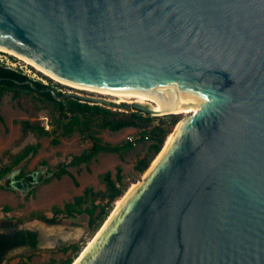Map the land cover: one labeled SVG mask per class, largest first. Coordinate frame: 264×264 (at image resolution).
<instances>
[{
	"label": "water",
	"instance_id": "95a60500",
	"mask_svg": "<svg viewBox=\"0 0 264 264\" xmlns=\"http://www.w3.org/2000/svg\"><path fill=\"white\" fill-rule=\"evenodd\" d=\"M0 46L161 107L13 78L58 100L200 106L73 264H264V0H0ZM24 166L0 182L24 191L49 170L12 176Z\"/></svg>",
	"mask_w": 264,
	"mask_h": 264
},
{
	"label": "rangeland",
	"instance_id": "374dc122",
	"mask_svg": "<svg viewBox=\"0 0 264 264\" xmlns=\"http://www.w3.org/2000/svg\"><path fill=\"white\" fill-rule=\"evenodd\" d=\"M8 54V56H11V53L8 52ZM10 58L15 60V57ZM18 60H20V58H18ZM22 64H25L24 60H22ZM18 66V68H21L20 63ZM28 67L32 68L30 73L35 76L34 78H37L34 79L31 77L32 79L41 81L47 80L48 83L51 86H55L58 91H75L94 96L107 97V95L98 92L80 89L57 81L43 71H39L35 66L29 65ZM21 96L22 105L18 102L17 98L14 97L13 91H7L4 94L0 108L2 114L6 118L8 130H6L5 125L0 120V154L6 149H10L13 153H16L27 143L39 142L41 144L39 151L26 160L24 168L31 172L40 167L48 166L49 170L46 171V175H44L46 176L45 178L27 191L11 188L9 186H2V184H6V180L0 184V231L4 230L2 225L4 220L9 216L22 217L37 210H42L49 216H52V208L55 204L63 205L66 201L73 199L75 195L82 194L87 186H93L95 189L104 188L105 183L102 179V173L107 170L116 172L118 164L123 165L128 178H134L138 175L135 169V163L137 158L146 150L148 141H136L134 147L127 150L123 156L115 151H101L90 162L76 164L70 162L74 156L82 154L93 146V140L89 134L92 131L98 136H101L105 142L116 144L123 143L133 136H139L140 129L136 127H126L115 131L109 128H101L94 122L91 128L88 129L82 126L72 133L57 131L51 135L42 137L30 133L20 142L19 139L22 135V128L21 124L15 121L17 119L39 118L48 127H51V125H49L50 109L42 107L43 102L39 100V94L22 90ZM107 98L114 100L111 96ZM110 108L124 111L135 110L134 107H130L126 110L119 107ZM177 114H179L180 120L185 116L182 113ZM162 116H165V114ZM56 137L59 138V142L57 143L53 141ZM5 161L9 162V157H7ZM63 164L67 165L75 174L78 182H76L74 177L70 174H65L61 178L54 175L53 170ZM7 206L9 209L6 211ZM18 227L36 230L39 235V243L37 247L27 244L11 249L6 255L3 262L4 264H58L62 259L74 255L72 249L64 251L62 249L64 245L78 242L83 246L84 250L98 233L94 234L92 232L89 226V218L85 213L77 217L62 216L58 222L54 224L41 218L26 219L20 222Z\"/></svg>",
	"mask_w": 264,
	"mask_h": 264
},
{
	"label": "trees",
	"instance_id": "16d2710c",
	"mask_svg": "<svg viewBox=\"0 0 264 264\" xmlns=\"http://www.w3.org/2000/svg\"><path fill=\"white\" fill-rule=\"evenodd\" d=\"M0 106L3 101L4 94L7 91H13L14 97L22 105L21 91L27 90L31 93H38L39 100L42 101V107L50 109V121L48 127L41 119H17L16 122L21 124L22 135L19 139L22 142L30 133L37 136L51 135L57 131L62 133H72L82 126L91 128L96 122L101 128H109L111 130H121L126 127H136L140 129V135L136 139H127L123 143L113 144L105 142L101 136L93 131L90 137L93 140V146L84 151L80 155L74 156L70 163L90 162L101 151H115L122 156L124 153L134 147L136 141H148L147 148L142 155L137 158L135 169L138 173L134 178H128L122 164H118L116 172L107 170L102 173V179L105 187L95 189L93 186H87L82 194H77L73 199L66 201L63 205L55 204L52 208L53 215L49 216L42 210L32 211L26 216L14 217L9 216L4 220V230L0 231V264H4L7 253L21 245H31L37 247L39 243V235L36 230L19 228L20 222L26 219L41 218L51 224L57 223L62 216L77 217L80 214H87L89 218V226L92 232L96 234L109 218L115 209V203L119 198L124 196L132 183L141 179L142 174L150 167L154 159L162 150L168 135L173 131L175 125L179 122L180 116L177 113H169L162 115H153L140 110L124 111L114 110L102 104H95L82 101L79 98L68 97L65 100L56 99L51 91L35 90L31 84H19L13 78L19 80H27L31 77L22 71L7 67L0 64ZM37 85L44 89L50 84H46L41 80H35ZM62 95L63 92L59 91ZM0 120L8 130L5 116L0 108ZM55 143L59 142V138L53 139ZM41 144L27 143L19 152L13 153L10 149L4 150L0 154V180L8 173L12 172L21 163L26 162L28 158L35 155ZM9 157L10 161L5 159ZM56 177L61 178L65 174H70L77 181L75 174L63 164L53 170ZM3 182H0L2 184ZM8 187L6 184H2ZM9 209L7 206L6 211ZM64 251L72 249L74 255L62 259L58 264H73L76 258L83 251V246L78 242L66 244L62 247Z\"/></svg>",
	"mask_w": 264,
	"mask_h": 264
},
{
	"label": "bare ground",
	"instance_id": "6f19581e",
	"mask_svg": "<svg viewBox=\"0 0 264 264\" xmlns=\"http://www.w3.org/2000/svg\"><path fill=\"white\" fill-rule=\"evenodd\" d=\"M0 50H3V51H6V52H9L13 55H16L24 60H26V62H28L29 64H32L33 66H35L38 70L40 71H43L45 74L49 75L50 77L56 79L57 81H60V82H63L65 84H69V85H72L74 87H77V88H80V89H85V90H89V91H93V92H98L100 94H104V95H107L108 96H111V98H113L115 101L117 102H123V101H127V102H134V101H139V102H143V103H146V104H150L152 106H155L157 108V110L161 107V104L158 100L152 98V97H149L147 95H144L142 93H138V92H133V91H114V90H109V89H103V88H97V87H91V86H85V85H80V84H76V83H73V82H70V81H67L65 79H62L58 76H56L55 74L49 72L48 70H46L45 68L41 67L39 64H37L36 62L32 61L31 59L11 50V49H8V48H4V47H1L0 46ZM200 109V106L198 107H193V106H190V107H178V108H173L171 110H164V111H159V114H166V113H169V112H174V113H182L184 115H188V114H191V113H194L196 111H198ZM179 124V123H178ZM177 124V126H178ZM177 126L175 127V129L168 135L167 137V140L162 148V150L159 152V154L157 155V157L154 159V161L152 162V165L156 162V160L160 157V155L163 153V151L165 150V148L167 147L168 143L170 142V140L172 139V137L175 135L176 133V129H177ZM151 165V167H152ZM149 167L146 171V173L148 172V170L151 168ZM145 173V174H146ZM138 183H133L131 186H130V189L126 192V194L124 196H122L121 198H119L117 200V203H116V207L115 209L113 210V212L111 213V215L109 216V219L106 221V223L110 220V218L113 216V214L116 212V210L118 209V207L120 206V204L123 202V200L126 198V196L129 194V192L132 191V189L137 185ZM104 228V227H102ZM101 228V230H102ZM101 230L98 231V233L96 234V236L94 237V239L100 234ZM93 239V240H94ZM92 241H90V243L84 248L83 252L84 253L88 247L90 246V244H92ZM80 256L76 258L75 262H78Z\"/></svg>",
	"mask_w": 264,
	"mask_h": 264
},
{
	"label": "built area",
	"instance_id": "2783aa9c",
	"mask_svg": "<svg viewBox=\"0 0 264 264\" xmlns=\"http://www.w3.org/2000/svg\"><path fill=\"white\" fill-rule=\"evenodd\" d=\"M8 55H9L8 52L0 50V64L5 65V66L10 67V68H14V69L19 70V71H22L23 73L29 75L30 77H33V78L35 77L30 73V71H32V68L28 67L29 65L33 66L32 64H29L28 62H26V60H24V59H22L16 55H14V56H13V54H10L11 56H8ZM10 57H15V60L10 58ZM18 58H20V60H18ZM22 60L25 61V64H22ZM19 63H20L21 68H18ZM35 74H37V73H35ZM34 79H37V78H34ZM38 79H41V78H38ZM43 81H45L46 84H49L47 80H43ZM137 137H139V136H133V137H131V139H136Z\"/></svg>",
	"mask_w": 264,
	"mask_h": 264
},
{
	"label": "flooded vegetation",
	"instance_id": "af4514ba",
	"mask_svg": "<svg viewBox=\"0 0 264 264\" xmlns=\"http://www.w3.org/2000/svg\"><path fill=\"white\" fill-rule=\"evenodd\" d=\"M124 102H127V101H124ZM28 172H29V171H27L26 168H24L20 173L12 174V176H15V175H16L18 178H24V177H26V179L29 181V180H30V177L27 175ZM44 175H46V172L42 173V177H43ZM9 181H10L9 178L6 179V181H5L6 185H8ZM37 183H38V182H37ZM37 183H32V182H31V183L29 184L28 188H27L26 190H24V191H27V190L30 189L31 187L35 186ZM24 229H25V228H24Z\"/></svg>",
	"mask_w": 264,
	"mask_h": 264
}]
</instances>
